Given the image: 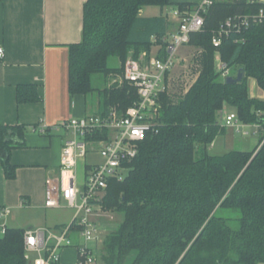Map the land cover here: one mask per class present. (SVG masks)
<instances>
[{
	"label": "trees",
	"instance_id": "obj_1",
	"mask_svg": "<svg viewBox=\"0 0 264 264\" xmlns=\"http://www.w3.org/2000/svg\"><path fill=\"white\" fill-rule=\"evenodd\" d=\"M195 5V4H194ZM193 4L170 0H87L82 41L69 48V92L88 97L99 93L98 114L111 107L125 111L136 100L133 87L104 88L93 78L119 71L122 64L150 52L169 26L166 16L144 18L147 7L180 9ZM264 3L219 0L205 17V27L191 36L190 46L202 50L200 73L183 96L161 97L158 133L140 146L130 174L112 181L104 206L123 215L107 235L103 264H264V135L253 151L213 155L209 147L225 132L222 116L233 108L246 125L264 129V98L251 97L249 79L264 93V24L232 33L219 48L221 59L241 82L227 84L216 69L214 32L228 18L252 15ZM24 89V91H23ZM33 86L18 89L19 103L37 101ZM26 129L0 126V162L7 179L16 177L14 149L25 147ZM25 229L9 228L0 236V264H28Z\"/></svg>",
	"mask_w": 264,
	"mask_h": 264
},
{
	"label": "crops",
	"instance_id": "obj_2",
	"mask_svg": "<svg viewBox=\"0 0 264 264\" xmlns=\"http://www.w3.org/2000/svg\"><path fill=\"white\" fill-rule=\"evenodd\" d=\"M86 1L0 0V49L4 50L3 57H0V126L26 129L25 147L14 149L11 154V163L17 167L15 179H7L0 162V210H10L7 220L10 229L43 231L64 227L73 221L74 214L71 219L60 222L55 215L58 209L45 207L46 179L59 171L62 150L70 136L64 130L41 134L37 128L42 124L52 127L72 118L99 113V100L97 106L94 103L89 105L88 97L69 92V48L82 41ZM202 1L170 0L172 4L193 5ZM248 1L261 3L262 0ZM169 8L174 7L164 10L147 7L141 16L167 18ZM167 24L169 34L177 25L168 18ZM155 50L154 44L151 51ZM23 86H33L39 99L19 103L18 89ZM250 89L251 97L264 98L255 80L249 83ZM229 108L227 113H236ZM244 125L246 127L240 132L237 128L225 127V132L215 139L209 152L223 155L259 148L264 129ZM250 128L251 132L248 131ZM79 165L83 174L77 177L82 181L85 163ZM72 238L76 244L81 242L78 233ZM77 258L76 248L66 249L61 264H76Z\"/></svg>",
	"mask_w": 264,
	"mask_h": 264
},
{
	"label": "built area",
	"instance_id": "obj_3",
	"mask_svg": "<svg viewBox=\"0 0 264 264\" xmlns=\"http://www.w3.org/2000/svg\"><path fill=\"white\" fill-rule=\"evenodd\" d=\"M218 1L203 0L184 9L174 7L167 18L176 22L175 30L164 36L160 43L153 39L155 51H144L138 58H128L123 81L134 88L137 100L125 111L111 107L104 115L89 114L52 127L42 124L37 128L41 134L64 130L70 136L62 150L59 171L46 179L45 207L60 209L65 202L75 213L73 221L64 227L25 231L27 262L61 264L63 251L76 248V264H97L92 244H96L102 235L97 221L99 217L106 216L103 201L109 184L127 178L142 142L149 134L158 133L161 97L171 91L170 75L179 62L180 52L190 45L192 35L203 31L205 17ZM261 24H264V8L252 15L228 18L214 32L215 63L222 80L226 81L231 76L219 52L224 40L232 33H241ZM3 54L4 50L0 49L1 58ZM222 125L237 128L239 132L246 127L236 113L227 112L222 116ZM243 134L248 135L247 132ZM90 152L98 156L100 162L88 164L86 158ZM80 162L85 163L82 181L77 177ZM9 215L8 208L0 210V236H4L9 229ZM74 233L80 235L79 244L72 238Z\"/></svg>",
	"mask_w": 264,
	"mask_h": 264
},
{
	"label": "rangeland",
	"instance_id": "obj_4",
	"mask_svg": "<svg viewBox=\"0 0 264 264\" xmlns=\"http://www.w3.org/2000/svg\"><path fill=\"white\" fill-rule=\"evenodd\" d=\"M155 10H160L159 7H155ZM171 9L169 8L167 12H170ZM186 48L182 49L179 55V62L177 63L174 71L170 75V80H171V91L170 95L172 99H175L176 96H183L186 91L190 88V86L193 84V82L196 80L198 74L200 73V65L198 64L199 62V57L202 54V50L197 49L193 46H185ZM141 54L135 55L134 53H131L129 57H134L138 58ZM128 57V58H129ZM127 58V60H128ZM127 60L122 64L117 58H112L109 61L110 67L113 68H118L119 71L109 75L108 77L106 76H95L93 78V85L96 88H99L103 90L104 88H122L126 83L123 81V74H124V66L127 62ZM254 82V79H249V83ZM251 93V89H250ZM99 93L96 92L92 95L88 96L89 100V105H92L93 103L97 106V101H100L99 98ZM95 106V107H96ZM101 106L99 105V110L100 111ZM95 109V108H94ZM233 108H229V111H232ZM92 113H95L93 110ZM248 131H252V129H248ZM86 161L88 164H96L100 162V158L98 156H94L91 152L88 154ZM82 168L79 165L78 166V172L77 175L82 176ZM56 218L60 222L67 221L71 219L72 215L74 214V210L68 207V205L63 202L62 203V208L58 209L55 211ZM104 214L106 216H102L98 218V225L99 228L102 232V235L98 238V241L96 244H92V246L95 248V256L97 260V264H103V261L101 260L102 256V249L104 242L106 240L107 235L115 231L121 222L123 221V215L121 213H115L114 210H110L105 208ZM108 214V215H107ZM110 215V216H109Z\"/></svg>",
	"mask_w": 264,
	"mask_h": 264
},
{
	"label": "water",
	"instance_id": "obj_5",
	"mask_svg": "<svg viewBox=\"0 0 264 264\" xmlns=\"http://www.w3.org/2000/svg\"><path fill=\"white\" fill-rule=\"evenodd\" d=\"M243 72H242V70H240L239 71V73H238V76H237V78H233V77H228L227 79H226V83L227 84H233V83H238V82H241V80L243 79Z\"/></svg>",
	"mask_w": 264,
	"mask_h": 264
}]
</instances>
